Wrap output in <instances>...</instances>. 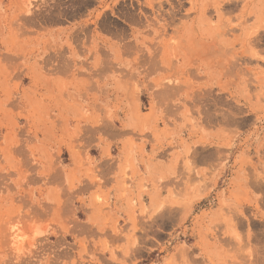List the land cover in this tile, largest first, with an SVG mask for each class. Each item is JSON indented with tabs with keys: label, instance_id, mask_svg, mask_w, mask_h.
<instances>
[{
	"label": "rangeland",
	"instance_id": "374dc122",
	"mask_svg": "<svg viewBox=\"0 0 264 264\" xmlns=\"http://www.w3.org/2000/svg\"><path fill=\"white\" fill-rule=\"evenodd\" d=\"M261 198L264 0H0V264H264Z\"/></svg>",
	"mask_w": 264,
	"mask_h": 264
},
{
	"label": "crops",
	"instance_id": "0c3cea01",
	"mask_svg": "<svg viewBox=\"0 0 264 264\" xmlns=\"http://www.w3.org/2000/svg\"><path fill=\"white\" fill-rule=\"evenodd\" d=\"M126 153L127 151H123V154ZM116 168L114 167L113 169H109L107 167H103L102 172L97 174L98 177L100 176L102 177L101 182H95V178H94L93 180H90L88 182L75 184L74 192L72 195L69 196L70 200L75 201V200L83 199L86 203L94 202L97 196L107 192L111 195V197H113V201L118 199V195L121 196L123 201L128 200L130 198L137 200V198L135 197L136 195L135 185L131 183L130 186H128L129 189L125 187V184L129 185V182L125 180L124 173L126 171L124 165L118 169L119 174L116 177H114V179L111 178L114 176L113 171H115ZM74 174H75V167H71L69 172L70 184L72 182V176H74ZM260 200L264 201V198H261Z\"/></svg>",
	"mask_w": 264,
	"mask_h": 264
}]
</instances>
